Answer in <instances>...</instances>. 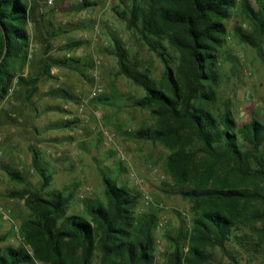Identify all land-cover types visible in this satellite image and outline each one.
<instances>
[{
    "label": "trees",
    "instance_id": "trees-1",
    "mask_svg": "<svg viewBox=\"0 0 264 264\" xmlns=\"http://www.w3.org/2000/svg\"><path fill=\"white\" fill-rule=\"evenodd\" d=\"M253 2L255 9L248 0H131L126 24L159 59L162 69L157 81L129 61L121 41L112 37L117 74L142 91L131 105L149 108L154 120L153 127H141L132 136L168 150L163 170L172 192L189 203V227L181 225L174 235L166 233L169 245L159 264H211L214 248L237 264L225 245L245 244L250 237L264 253V117L236 125L226 104L217 115L209 109L216 101L223 22L236 7L251 31L246 34L234 27L233 33L261 55L264 2ZM32 12L33 6L25 0H0V99L9 89L12 68L22 67L27 58L25 26ZM51 65L83 71L92 66L68 57L48 58L43 61V74ZM19 78L32 95L36 78ZM49 93L71 98L62 88ZM77 122L63 120L53 128ZM31 163L44 188L50 177L36 166L35 154ZM8 176L21 180L15 171ZM100 179L104 203L83 202L85 216L67 214L69 194L54 190L42 197L27 190L10 192L9 196L23 199L29 213L18 225L21 245L2 247L0 264H94L95 260L96 264H158L153 255L158 223L154 215L136 217L137 196L106 175Z\"/></svg>",
    "mask_w": 264,
    "mask_h": 264
},
{
    "label": "rangeland",
    "instance_id": "rangeland-1",
    "mask_svg": "<svg viewBox=\"0 0 264 264\" xmlns=\"http://www.w3.org/2000/svg\"><path fill=\"white\" fill-rule=\"evenodd\" d=\"M248 1L255 9L253 0ZM25 2L33 6L25 26L29 36L27 58L22 67L12 68L9 89L0 99V209L6 213L5 218L0 215V234L4 236L0 249L21 245L19 234L11 227H18L29 213L23 199L9 196L10 192L27 190L39 192L42 197L54 190L69 194L67 214L85 216L83 202L104 203L100 179L103 174L137 196L136 217L151 213L162 222L161 227L153 230V255L155 262L161 263L169 245L166 233L174 235L181 225L188 228L191 213L188 201L172 192L170 179L163 170L168 150L157 142L132 136L141 127H153L154 120L149 108L131 105L142 96V91L117 74L112 37L121 41L127 59L154 81L162 67L127 27L131 0ZM84 2L91 4L85 6ZM223 24L224 44L217 54L216 101L209 109L217 115L226 104L236 125L250 118L262 120L264 47L259 55L254 48L238 41L234 27L246 34L251 31L238 7ZM75 42L77 46L64 48ZM167 52L173 56L171 51ZM63 57L90 62L91 69L51 65L43 74V61ZM19 77L36 78L32 95L27 84H20ZM94 87L100 92L84 102ZM58 88L67 91L71 98L49 93ZM68 119L78 122L68 128H53ZM196 147L194 143L193 148ZM32 154L36 166L50 177L44 188L42 178L32 166ZM10 171L17 172L21 180H12L8 176ZM225 246L237 264H264V253L255 238L250 237L245 244L229 242ZM211 264L232 263L214 248Z\"/></svg>",
    "mask_w": 264,
    "mask_h": 264
},
{
    "label": "built area",
    "instance_id": "built-area-1",
    "mask_svg": "<svg viewBox=\"0 0 264 264\" xmlns=\"http://www.w3.org/2000/svg\"><path fill=\"white\" fill-rule=\"evenodd\" d=\"M259 1L264 2V0H259ZM48 3H49V1H48ZM95 92H96V93H97V92H100V89H99L98 87H94L92 93L89 94V95H87V96L85 97L84 102L87 101L88 99H90V98L94 95ZM79 111H81V109H79ZM107 139H110V136H107ZM120 159H122V157H120ZM0 215H1L3 218L6 217V213L3 212L1 209H0ZM161 226H162V222L159 221V222L157 223L156 229H158V228L161 227ZM11 229H12V231H13L15 234H18V227H17V226L12 225Z\"/></svg>",
    "mask_w": 264,
    "mask_h": 264
}]
</instances>
